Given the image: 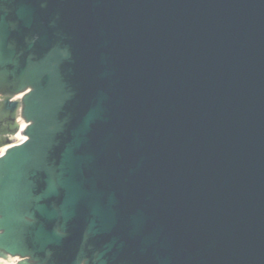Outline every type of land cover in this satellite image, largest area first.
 <instances>
[{"label":"water","instance_id":"water-1","mask_svg":"<svg viewBox=\"0 0 264 264\" xmlns=\"http://www.w3.org/2000/svg\"><path fill=\"white\" fill-rule=\"evenodd\" d=\"M0 92L1 259L264 264V0H0Z\"/></svg>","mask_w":264,"mask_h":264},{"label":"flooded vegetation","instance_id":"flooded-vegetation-1","mask_svg":"<svg viewBox=\"0 0 264 264\" xmlns=\"http://www.w3.org/2000/svg\"><path fill=\"white\" fill-rule=\"evenodd\" d=\"M20 94H14L11 97L12 102H17L20 99ZM8 97L7 93L0 92V109L4 108L5 100ZM22 117L21 113L15 111L9 113L8 109L3 114H0V156L4 153L5 149L3 147L4 142L6 141V133L8 132L9 120L18 128L19 118ZM16 128V129H17Z\"/></svg>","mask_w":264,"mask_h":264}]
</instances>
